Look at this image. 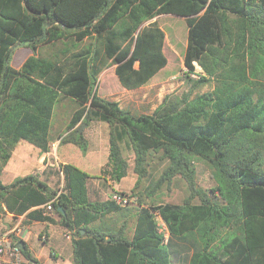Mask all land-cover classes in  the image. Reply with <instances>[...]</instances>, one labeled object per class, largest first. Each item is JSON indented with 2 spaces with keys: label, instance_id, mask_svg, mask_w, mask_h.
I'll use <instances>...</instances> for the list:
<instances>
[{
  "label": "trees",
  "instance_id": "1",
  "mask_svg": "<svg viewBox=\"0 0 264 264\" xmlns=\"http://www.w3.org/2000/svg\"><path fill=\"white\" fill-rule=\"evenodd\" d=\"M162 14L186 18L188 77L214 87L194 97L166 96L152 113L134 114L98 93L99 76L115 65L122 87L134 90L158 74L168 64L165 31L153 21ZM57 43L51 55L38 51ZM22 44L33 53L15 67L13 48ZM62 99L76 108L61 143L87 153L80 127L108 123L102 172L116 182L128 173L125 149L134 154L138 179L129 196L137 195L156 155L167 165L155 188L180 177L189 195L157 204L139 195L130 235L129 208L112 195L91 199L94 176L61 162L59 189L35 174L10 184L0 178V214L62 226L74 264H174L182 253L187 264H264V0H0V171L22 139L50 151ZM197 159L212 169L209 190L198 185ZM24 245V257L43 264Z\"/></svg>",
  "mask_w": 264,
  "mask_h": 264
},
{
  "label": "rangeland",
  "instance_id": "2",
  "mask_svg": "<svg viewBox=\"0 0 264 264\" xmlns=\"http://www.w3.org/2000/svg\"><path fill=\"white\" fill-rule=\"evenodd\" d=\"M153 21H157L165 31L166 39L164 50L168 57V64L146 85L134 90H128L122 87L115 74V65L104 69L99 76L97 86L98 93L103 97L119 101L121 107L131 111L134 114L152 113L164 101L166 96H182L189 93L191 94V97H194L195 94L212 90L214 87L213 82L195 86L193 81H191L188 77L187 68L184 65V54L188 42L189 28L186 18L172 14H162L156 16ZM61 46L62 43H57L55 45L45 44L41 45L38 51L42 55H51L52 53L57 52ZM32 53V49L28 46L23 44L15 46L13 48L11 60L13 66L18 67V65H21L22 62ZM197 69L201 71V67L198 66ZM191 76L192 78H197L196 74H191ZM75 108L76 107L74 103L68 99H62L56 105L52 124V135L54 141L60 140L59 134L65 131L66 125L70 121ZM83 131L89 141V153L87 158L84 159L80 155L82 154V151L74 144L62 145L60 147L59 153L61 156L66 157V161L69 163H73L81 169H85L94 176V178H92L89 183L91 199L105 200L111 197V195L115 192H126L127 194H132V189L136 185V181L138 179V174L134 170V154L129 149H125V156L129 160L127 176L119 182L113 181L107 173L101 171V168H97L98 161L95 160H99L102 164L107 160V141L109 139L108 123L105 121H93L89 125L86 124ZM52 146H54L53 142ZM32 147L37 148L27 140H21L17 148L28 150V148ZM35 150L36 149H34L32 152L34 157H36L37 154L35 153ZM88 158L94 159L88 160ZM80 159H82L84 163L87 162L86 165L90 168V170H88L89 168L87 169L85 166H82L83 164H79L78 160ZM195 164L197 169L198 185L203 189L209 190L215 185L210 165L202 159H197ZM166 165L167 161L159 159L156 155L154 160L151 161L150 175L137 185V195H131L133 196L134 200L125 205L131 211L129 217L130 235L133 233L137 219V208L140 207L138 201L139 195L142 196L144 202L155 204L161 202L182 203L189 195L187 184L185 180L180 177L174 178L171 183H164L159 188H155L156 182L161 177L163 169ZM57 166V164L55 167H51L49 165L45 170H49V168H56L55 170L51 169L54 174L49 173L46 176L50 185L59 189V187H61L63 184V181L61 179L60 173L57 172ZM34 171H37V168H34ZM0 178L5 182L8 181L6 175L1 176ZM97 184L99 186L98 191H96ZM112 185L115 187H112ZM153 188H155L154 192H152ZM115 218L118 224H121L124 219L123 216L119 215H117ZM106 219L107 222H110V217H107ZM1 221H4V217L0 215V242H2L4 245H6L7 242H10L6 240V238L12 240V244H18V242L21 240H26L27 238V244L30 248V246L35 244L39 239V244L44 249L43 253L40 251V261L43 264H74V248L72 238L59 224L58 226L64 230L67 235H69L68 239L70 241H68V244L70 248L65 249L64 246V248L54 250L51 247L53 249V253H49V246H51V244H43L45 239L49 241L47 233H43L42 237L38 236V238H35V235L32 232L26 235L24 228L28 229V224L25 223V219L23 218L9 219L4 221V223ZM16 222H18V226L14 227ZM159 222L162 230L166 231L168 235L164 221L159 218ZM42 228L43 227H41V225H35L29 229L37 231L38 234L39 230H43ZM44 230L46 232V228H44ZM67 235L65 236L66 238ZM60 239L63 240L64 238L60 237ZM32 253L36 255L34 251H32ZM63 257L67 259L64 261ZM10 258L11 262L9 264H34L27 260L21 252H14V254L10 255ZM174 264H187L183 253L174 260Z\"/></svg>",
  "mask_w": 264,
  "mask_h": 264
},
{
  "label": "crops",
  "instance_id": "3",
  "mask_svg": "<svg viewBox=\"0 0 264 264\" xmlns=\"http://www.w3.org/2000/svg\"><path fill=\"white\" fill-rule=\"evenodd\" d=\"M20 66L21 65H18V67H20ZM20 141L16 144L15 148L13 149L12 155H11L8 163L0 171V177L3 176V175H6L7 176V180H8L7 182H5L3 180L2 181L5 184H10L17 177L25 176V175H28V174H35L41 180L46 181L50 185L49 181L47 180V176L46 175H48L49 173L50 174H54V172H52L51 169H54L55 170L56 168H49V170H45L46 167H48L49 165L51 167H55V165L57 164L58 165L57 166V172H58L59 164L61 162H68V161H66L67 160L66 157L60 155V153H59L60 147L62 145L73 144V143H61L60 140H57V141H54L53 142L54 146L51 145V149H50L49 152L41 153L40 150H39V148H33L32 147V148H28V150L23 149V148L22 149H18L17 147H18V144L20 143ZM108 141H109V139H108ZM108 141H107V160L102 164V163H100L99 160L95 159L96 161H98L97 168H101V171H102V167L108 161V156H109V151H108L109 150V145H108ZM77 147L80 149L79 146H77ZM34 149H36L35 150V153H37L36 154V157H34V154H32V152H33ZM88 150H89V148H88ZM88 153H89V151H87V153H83V151H82V154H80V155L85 159V158H87ZM90 159H94V158H88V160H90ZM59 160H60V162H59ZM78 162H79V164H83L82 166H85V168H87V169L89 168L86 165L87 162L84 163V161L82 159L78 160ZM34 168H37V171H34ZM88 170H90V168ZM61 179L63 181L62 175H61ZM114 185H112V187H115ZM98 187L99 186L97 184L96 191H98V189H99ZM89 192H90V189H89ZM0 215L2 217H4V221H7L9 219H14V218H18V219L23 218V219H25V223L28 224V229L26 228L27 229L26 230L24 228V230L26 231V235L28 233H31L32 232V233H34L35 238H38V236L40 237V232H42L44 230V228H46V233H47L48 239H49V241H47V243L51 244V246H49V253H52V250L53 249L54 250H59L60 248H64V246H65V249H69L70 248V246L68 244V241H70L68 239L69 238V235H67V233L64 232V230H62L58 226V224H52V223L47 224V223L39 222V221L27 222L25 215H21V216H18V217L13 216L11 213H2ZM4 221H1V222L4 223ZM35 225H41V227H43L42 228L43 230H39L38 231V234H37V231H35L33 229H29V228L34 227ZM15 226H18V222H16L14 224V227ZM36 235H37V237H36ZM66 235H67V238L65 237ZM60 237H63L64 239L61 240ZM6 240H8V241H10L12 243V240H9V238H6ZM35 240H37V239H35ZM24 241L25 242L27 241L26 243H28L27 238ZM39 241L40 240L38 239L35 244L31 245L30 246V249H31V251H34L35 254L38 256V258L40 259V257H41L40 256L41 255L40 254V251L43 253L44 249L40 246ZM43 244H45V242ZM11 254H14V251L12 249H8L7 250V254H6V258H5L6 261L3 264H9L11 262V258H10V255ZM66 259L67 258L63 257V260L64 261Z\"/></svg>",
  "mask_w": 264,
  "mask_h": 264
},
{
  "label": "built area",
  "instance_id": "4",
  "mask_svg": "<svg viewBox=\"0 0 264 264\" xmlns=\"http://www.w3.org/2000/svg\"><path fill=\"white\" fill-rule=\"evenodd\" d=\"M112 199L122 206H125L134 200L133 197L129 196L128 194H122L121 192L113 193ZM49 208H51V205H49ZM8 249H12L16 253L20 251L18 245H14L11 242H7L6 245H4L2 242H0V264H3L6 261L5 258Z\"/></svg>",
  "mask_w": 264,
  "mask_h": 264
},
{
  "label": "water",
  "instance_id": "5",
  "mask_svg": "<svg viewBox=\"0 0 264 264\" xmlns=\"http://www.w3.org/2000/svg\"><path fill=\"white\" fill-rule=\"evenodd\" d=\"M85 123L80 127V131H83L84 127H85ZM18 247L21 249H24L25 245H24V240H21L20 242H18Z\"/></svg>",
  "mask_w": 264,
  "mask_h": 264
}]
</instances>
